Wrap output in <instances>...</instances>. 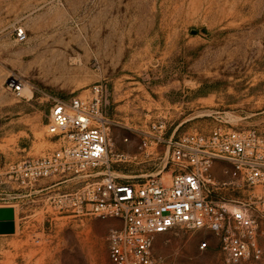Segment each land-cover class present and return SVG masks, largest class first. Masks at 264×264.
<instances>
[{"label": "rangeland", "instance_id": "374dc122", "mask_svg": "<svg viewBox=\"0 0 264 264\" xmlns=\"http://www.w3.org/2000/svg\"><path fill=\"white\" fill-rule=\"evenodd\" d=\"M10 75L22 81V96L6 85ZM94 84L103 91L110 151L131 146L126 161L110 166L120 180L155 171L153 147L144 157L133 145L157 132L153 122L174 136L217 125L264 128V0H0V206L14 213L13 230L0 232V264H111L110 222L62 199L96 176L23 186L10 169L57 146L45 131L52 98L82 96ZM226 165L211 173L224 178ZM258 242L259 258L233 264H264V235ZM151 253L159 264H232L200 228L156 233Z\"/></svg>", "mask_w": 264, "mask_h": 264}, {"label": "built area", "instance_id": "2783aa9c", "mask_svg": "<svg viewBox=\"0 0 264 264\" xmlns=\"http://www.w3.org/2000/svg\"><path fill=\"white\" fill-rule=\"evenodd\" d=\"M15 36L24 38L22 28H16ZM6 85L22 96L19 78L8 76ZM102 103L100 84L82 96L52 98L45 131L57 146L11 164L18 183L26 186L52 175L96 176L85 178L62 199H72L84 213L117 222L105 235L111 264H159L151 253L154 235L175 226L211 232L227 263L259 258L258 239L264 235L260 225L264 222V128L217 125L174 136L161 132L163 122H153L151 128L157 132L138 136L136 149L144 157L154 150L155 159H160L155 171L143 179L120 180L110 166L126 161L128 154L110 151V122ZM159 145L164 146L162 156ZM214 162L227 163L222 167L224 178L211 173ZM98 166L101 171L90 172ZM222 189L238 190L245 198L224 196ZM197 247L205 248L206 241L197 242Z\"/></svg>", "mask_w": 264, "mask_h": 264}, {"label": "water", "instance_id": "95a60500", "mask_svg": "<svg viewBox=\"0 0 264 264\" xmlns=\"http://www.w3.org/2000/svg\"><path fill=\"white\" fill-rule=\"evenodd\" d=\"M192 32L194 29L191 30ZM13 208L11 206H0V232H11L13 230Z\"/></svg>", "mask_w": 264, "mask_h": 264}, {"label": "crops", "instance_id": "0c3cea01", "mask_svg": "<svg viewBox=\"0 0 264 264\" xmlns=\"http://www.w3.org/2000/svg\"><path fill=\"white\" fill-rule=\"evenodd\" d=\"M126 137V136H124ZM123 138V137H122ZM121 138V139H122ZM123 141V140H122ZM127 141V140H126ZM129 142V141H128ZM128 142H126V144H124L123 146H121V149H117V151H122V152H125L126 154H129L131 153L132 151H130V147L131 146H128ZM137 142V141H136ZM136 142H133V145H134V148H136ZM155 164V162H153V165ZM221 165V162H214L213 163V166L214 167H219ZM60 181H63V180H60ZM59 182V181H58ZM107 220L110 222V225H115L117 224V222L112 219V218H107Z\"/></svg>", "mask_w": 264, "mask_h": 264}]
</instances>
